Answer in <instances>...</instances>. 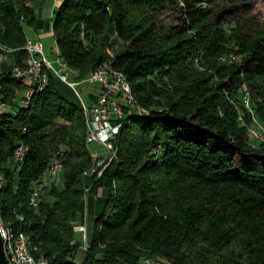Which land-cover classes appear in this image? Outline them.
<instances>
[{"label": "trees", "instance_id": "trees-1", "mask_svg": "<svg viewBox=\"0 0 264 264\" xmlns=\"http://www.w3.org/2000/svg\"><path fill=\"white\" fill-rule=\"evenodd\" d=\"M216 1H59L53 32L71 79L105 63L116 34L128 46L110 58V67L102 66L126 76L134 108L118 122L115 156L101 176L92 175L90 187L85 172L95 156L87 116L80 101L61 93L51 70L44 86L34 85L28 107L1 110L4 222L30 238L36 255L50 264H264V145L250 142L231 102L242 101L236 93L245 85L264 114V35L251 39L243 60L224 73L217 62L226 43L222 24L237 8L218 12ZM18 4L0 0V41L13 48L27 41L23 20L36 21L34 9L24 0ZM166 8L176 13L177 24L157 28ZM26 51L20 50L16 65L24 66ZM197 57L207 71L193 68ZM27 87L13 71L0 73L6 102L13 104L16 89ZM58 119L69 126L50 134ZM20 143L28 145L24 161L6 167ZM61 145L63 188L54 187L35 207L33 186ZM87 188L106 196L90 242L85 222L88 249L79 261L81 232L73 216Z\"/></svg>", "mask_w": 264, "mask_h": 264}, {"label": "rangeland", "instance_id": "rangeland-1", "mask_svg": "<svg viewBox=\"0 0 264 264\" xmlns=\"http://www.w3.org/2000/svg\"><path fill=\"white\" fill-rule=\"evenodd\" d=\"M13 3L19 8V0H12ZM60 0H24V5L26 7H30L35 10L36 14V21L34 25H28L26 20H23V24L25 27L27 40H41L44 43V51L49 60H56L58 53H56L58 46L56 39L54 37L53 32V17L54 12L58 8V3ZM236 7L237 11L233 14H230L226 17L222 24L223 31L225 33L226 43L225 49L222 54L217 59L218 63L224 64L226 67L225 72H229L231 66L240 63L243 58L244 54L242 50L246 48L245 46L249 44L251 39H256L260 36L264 35V0H217L215 3V9L220 12L225 9ZM158 26L157 28H165L169 29L172 25L177 24V15L173 10L168 8L164 9L158 16ZM162 26V27H161ZM0 43L4 47L3 49V61L0 65V73L6 72L4 68H2V64L8 61H14V66L17 63V55L20 50H25V44L20 48H13L11 46L3 44L1 41ZM128 46V43L121 40L117 37L116 34H112L110 38V45L106 48L107 59L105 61V66L108 67L110 64V58H113L120 50H123ZM27 53V51H26ZM58 56V60H59ZM205 61L200 57L194 59L193 68L196 71L205 72L207 71L205 67ZM13 66V68H14ZM12 68V71H13ZM116 70V69H115ZM74 72V71H73ZM212 73V71H208ZM215 81H219L220 78L217 77L216 73H213ZM159 83V80H156ZM78 90L81 94V97L87 102L91 103V98L89 96L88 90L83 89L81 86H78ZM60 91L64 94L69 100L77 101L79 103L80 99L77 94L72 90L67 84L61 83ZM14 96V102L11 104L10 102H6L4 100V95L0 92V102H2L6 108L7 107H20V100L22 98L24 89H16ZM242 101L233 100L231 102L234 104L235 111L238 116V120L241 124L246 126L247 135L250 142L253 145H264V114H258V106L259 102H255L251 99V93L245 85H242L237 93ZM81 104V101H80ZM1 112V110H0ZM136 112V111H135ZM248 116V120H247ZM69 126V124L63 120L58 119L56 124L48 129V132L52 134L56 130ZM251 131V132H250ZM255 132V133H254ZM252 135V136H251ZM256 135V136H255ZM87 142V139H86ZM88 143V142H87ZM91 153L96 156L98 153L106 154L107 151L104 147L98 142L88 143ZM28 146V145H26ZM66 147L61 145L59 149H56L52 152L51 162L53 159H57L59 162H62V169L60 170L57 175L49 177V173L46 175L48 169L45 173L42 174L39 180H54L52 183L44 188L41 189V200L49 198V193L54 187H59V189L63 188L64 181H63V173H64V151ZM14 155V152H13ZM12 155V156H13ZM94 159L91 168L85 172V176L87 177L86 183L87 187L94 184L96 180H92V175L97 173L93 172L92 169L94 168ZM6 167L13 169L16 167V164L13 163L12 157L8 159L6 163ZM50 167V166H49ZM4 172L0 171V180H5ZM41 188V187H40ZM89 188H87V192L85 194V198L83 202L79 205L76 209L74 216H73V223L76 226L77 232H80L79 225H86L89 226V242L91 240L92 231H93V223L94 218L98 211L102 208L106 196V192L100 189L98 193H88ZM35 208V207H34ZM86 222V223H85ZM75 230V231H76ZM77 239L81 242L82 246L79 249L77 259L80 261L85 254V250L88 249V243L85 241V234L78 233ZM148 264H169V262L165 259H156L154 261L145 260Z\"/></svg>", "mask_w": 264, "mask_h": 264}, {"label": "built area", "instance_id": "built-area-1", "mask_svg": "<svg viewBox=\"0 0 264 264\" xmlns=\"http://www.w3.org/2000/svg\"><path fill=\"white\" fill-rule=\"evenodd\" d=\"M57 53V51H56ZM3 60L0 59V65ZM37 62H44V68H51L55 72V76L63 83L67 84L77 94L81 102L86 108V116L89 117L90 122V140L89 143L98 142L107 151L106 154L98 153L95 156V167L93 172L98 171V175L103 174L104 169L109 166L113 159V151L115 147V122L123 120V112L125 110H133V106L129 102L128 96L123 94V90L118 87V78L104 77L101 73V64L87 77L80 79H71L72 72H65L63 65L56 60H49L44 51V43L41 40H32L31 49L28 50L27 56L24 59V66L19 70L18 74L25 75L27 83L33 76L36 69ZM120 71V70H119ZM46 81L48 79L46 78ZM78 86L88 90L91 98V103H87L78 90ZM27 97V90H24L20 104L24 103ZM13 109L7 107L0 102V110ZM20 156H23L22 143L20 147H16L13 155V163L16 166L19 163ZM53 167H60L62 169V162L53 159L50 167L46 173L49 177L53 176ZM54 180H42L34 184V198L41 201V189L50 185ZM41 187V188H40ZM81 233L85 234V241H87V226L79 225ZM31 264V263H27ZM38 264H47V258L38 259Z\"/></svg>", "mask_w": 264, "mask_h": 264}, {"label": "bare ground", "instance_id": "bare-ground-1", "mask_svg": "<svg viewBox=\"0 0 264 264\" xmlns=\"http://www.w3.org/2000/svg\"><path fill=\"white\" fill-rule=\"evenodd\" d=\"M31 40H27L25 49L30 50L31 49ZM3 49L4 47L0 43V59H4L3 57ZM57 49V53H58ZM59 56V55H58ZM60 63L63 65V68L65 72L69 71V66L66 62H64L61 58H59ZM23 67L20 65H15L13 68V72L17 77L24 78L27 81V78L25 75L18 74L19 70H21ZM48 70H51V68H44V62H37L36 63V69L33 72L32 78H30L28 87L25 89L27 90V97L24 100V103L22 104L23 107H28L30 104L31 97L34 94V85L40 84L41 86H44L46 84V78L48 79ZM54 74L55 72L52 71ZM101 73L104 75V77H111V78H118V87L123 90V94L128 96L129 102L132 106L133 104V98L131 96V87L130 84L126 78V76L121 72H113L110 73L107 69V67L101 65ZM81 101V100H80ZM85 114H86V108L84 106V103H81ZM15 109V108H14ZM13 110V109H8ZM8 110H2V111H8ZM125 117V111L123 112V118ZM88 119V129H89V138H90V122L89 117ZM115 138L120 130V124L118 122H115ZM251 132V131H250ZM255 133V132H254ZM252 136V135H251ZM256 136V135H255ZM17 147H20L18 145ZM23 148V156H20L19 163L17 166H19L25 159L26 153L28 151V147L24 144H22ZM115 156V150L113 151V158ZM60 172V167H53V176L57 175V173ZM4 181L0 180V188L3 186ZM31 204L35 207L38 206L39 201L34 198V190L33 195L31 198ZM4 214L2 212V204L0 201V232L2 234L3 242H4V252L6 259L9 264H38V259L40 258H46L43 255H36L35 252H38V248L33 244V242L30 240V238L24 233L19 232L15 230L13 226H10L6 224L7 222H4ZM21 219L24 220L23 217ZM47 264H50V262L47 259Z\"/></svg>", "mask_w": 264, "mask_h": 264}, {"label": "water", "instance_id": "water-1", "mask_svg": "<svg viewBox=\"0 0 264 264\" xmlns=\"http://www.w3.org/2000/svg\"><path fill=\"white\" fill-rule=\"evenodd\" d=\"M0 264H9L5 256L4 242L1 232H0Z\"/></svg>", "mask_w": 264, "mask_h": 264}, {"label": "crops", "instance_id": "crops-1", "mask_svg": "<svg viewBox=\"0 0 264 264\" xmlns=\"http://www.w3.org/2000/svg\"><path fill=\"white\" fill-rule=\"evenodd\" d=\"M59 4V3H58ZM14 61H8V62H5V63H3L2 64V68H4L5 69V71H12V68H13V66H14ZM82 103V102H81Z\"/></svg>", "mask_w": 264, "mask_h": 264}]
</instances>
